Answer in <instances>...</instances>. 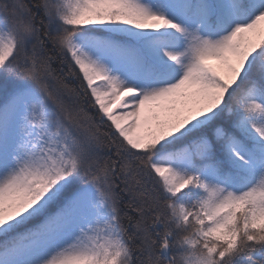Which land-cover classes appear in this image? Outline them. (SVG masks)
<instances>
[{
  "label": "snow or ice",
  "instance_id": "obj_1",
  "mask_svg": "<svg viewBox=\"0 0 264 264\" xmlns=\"http://www.w3.org/2000/svg\"><path fill=\"white\" fill-rule=\"evenodd\" d=\"M0 264H264V0H0Z\"/></svg>",
  "mask_w": 264,
  "mask_h": 264
}]
</instances>
